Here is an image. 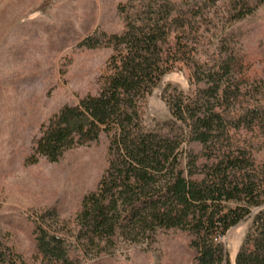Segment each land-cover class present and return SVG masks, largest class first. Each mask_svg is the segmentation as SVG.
Masks as SVG:
<instances>
[{
	"label": "rangeland",
	"instance_id": "374dc122",
	"mask_svg": "<svg viewBox=\"0 0 264 264\" xmlns=\"http://www.w3.org/2000/svg\"><path fill=\"white\" fill-rule=\"evenodd\" d=\"M146 4L173 8L171 33L191 58L167 72L146 98L145 128L171 119L162 99L165 90L194 91L208 73L217 74L221 94L231 105L226 122L246 108H264V0H0L1 251L38 264L36 224L75 244V215L107 168L108 136L74 144L55 161L37 156L34 143L61 107L99 88L112 50L88 48L81 40L99 32L120 34ZM229 134L234 146L248 148L263 161L264 132L231 127ZM250 223L248 217L218 238L230 264ZM187 243V233L170 229L158 232L148 245L116 239L97 256L77 248L70 253L73 264H192Z\"/></svg>",
	"mask_w": 264,
	"mask_h": 264
},
{
	"label": "trees",
	"instance_id": "16d2710c",
	"mask_svg": "<svg viewBox=\"0 0 264 264\" xmlns=\"http://www.w3.org/2000/svg\"><path fill=\"white\" fill-rule=\"evenodd\" d=\"M134 20L120 34L99 32L81 40L88 48L112 50L99 88L61 107L35 140L34 153L55 161L74 144L108 136L107 168L75 215V244L36 224L38 264H73L74 248L97 256L116 239L148 245L170 229L188 234L192 264H230L218 238L248 217L234 264H264V159L234 146L229 134L231 127L264 132V108H246L226 122L231 105L217 74L208 73L194 91L165 90L171 119L145 128L146 98L167 72L190 63L191 52L171 33L173 8L141 5ZM0 264L26 263L0 250Z\"/></svg>",
	"mask_w": 264,
	"mask_h": 264
}]
</instances>
